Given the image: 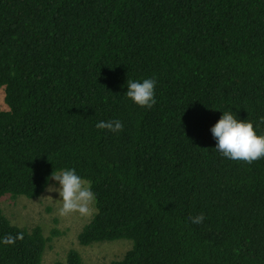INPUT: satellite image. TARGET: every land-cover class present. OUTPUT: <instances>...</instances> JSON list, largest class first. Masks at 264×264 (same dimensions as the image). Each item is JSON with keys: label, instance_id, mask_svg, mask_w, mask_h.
Wrapping results in <instances>:
<instances>
[{"label": "trees", "instance_id": "obj_1", "mask_svg": "<svg viewBox=\"0 0 264 264\" xmlns=\"http://www.w3.org/2000/svg\"><path fill=\"white\" fill-rule=\"evenodd\" d=\"M150 76L140 108L126 82ZM0 90V264H42L59 232L1 202L62 167L96 193L79 245L132 243L108 264H264V158L225 159L210 132L230 110L264 133V0H0Z\"/></svg>", "mask_w": 264, "mask_h": 264}, {"label": "clouds", "instance_id": "obj_2", "mask_svg": "<svg viewBox=\"0 0 264 264\" xmlns=\"http://www.w3.org/2000/svg\"><path fill=\"white\" fill-rule=\"evenodd\" d=\"M156 84L157 80L154 76L139 80L129 78L126 82L124 96L140 108L151 109L157 103ZM220 113L219 119L210 128L215 140L214 150L225 159L239 160L249 164L264 158V133H258L251 120L238 119L233 111L224 110ZM259 119L264 121V117ZM95 127L119 133L124 125L119 119L113 118L98 120ZM44 190L47 193L57 194L56 214L60 217L73 213L88 216L93 210L91 206L96 201L92 181L83 177L74 167H62L58 171H52L45 178ZM188 219L193 224H201L205 217L203 213H199L189 216Z\"/></svg>", "mask_w": 264, "mask_h": 264}, {"label": "rangeland", "instance_id": "obj_3", "mask_svg": "<svg viewBox=\"0 0 264 264\" xmlns=\"http://www.w3.org/2000/svg\"><path fill=\"white\" fill-rule=\"evenodd\" d=\"M0 107L5 109L3 94L0 90ZM51 183V181H50ZM55 192H44L37 198L28 199L23 196L12 200L7 197L1 202V209L11 224L31 229L39 226L45 234L55 228L59 234L52 238L43 255L42 264H50L56 260H64L68 250H76L84 264H108L111 260L120 259L130 248L131 241L115 240L112 242L95 243L81 246L77 234L89 222L94 214V207L88 216L73 213L64 217L56 214L57 203Z\"/></svg>", "mask_w": 264, "mask_h": 264}]
</instances>
